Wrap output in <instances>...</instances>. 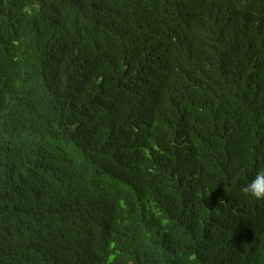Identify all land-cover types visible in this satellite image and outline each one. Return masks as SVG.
<instances>
[{
    "label": "trees",
    "instance_id": "16d2710c",
    "mask_svg": "<svg viewBox=\"0 0 264 264\" xmlns=\"http://www.w3.org/2000/svg\"><path fill=\"white\" fill-rule=\"evenodd\" d=\"M264 0H0V264H264Z\"/></svg>",
    "mask_w": 264,
    "mask_h": 264
},
{
    "label": "clouds",
    "instance_id": "9594fccd",
    "mask_svg": "<svg viewBox=\"0 0 264 264\" xmlns=\"http://www.w3.org/2000/svg\"><path fill=\"white\" fill-rule=\"evenodd\" d=\"M240 191L245 197L264 200V168L258 169L252 178L241 186Z\"/></svg>",
    "mask_w": 264,
    "mask_h": 264
}]
</instances>
